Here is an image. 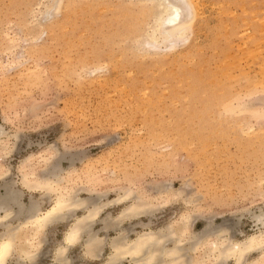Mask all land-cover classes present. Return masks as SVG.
Segmentation results:
<instances>
[{"label":"rangeland","instance_id":"374dc122","mask_svg":"<svg viewBox=\"0 0 264 264\" xmlns=\"http://www.w3.org/2000/svg\"><path fill=\"white\" fill-rule=\"evenodd\" d=\"M188 1L191 9L182 5L181 16L194 17L184 37L168 47L159 36L149 52L138 44L151 12L137 0H0V126L8 135L0 184L2 176L13 183L25 207L30 199L49 206L52 191H29L21 181L54 157L62 185L108 202L89 226L105 239L97 258L85 254L83 233L67 261L54 260L80 208L41 231L34 264H101L110 237L165 228L187 211L196 233L208 221L238 240L258 230L264 0ZM127 188L148 193L155 208L115 223L130 203L118 200ZM162 188L169 191L165 202L153 198ZM24 215L13 216L11 226ZM16 257L6 264H17Z\"/></svg>","mask_w":264,"mask_h":264},{"label":"bare ground","instance_id":"6f19581e","mask_svg":"<svg viewBox=\"0 0 264 264\" xmlns=\"http://www.w3.org/2000/svg\"><path fill=\"white\" fill-rule=\"evenodd\" d=\"M137 1L147 6L151 12V21L145 28L144 39L138 44L142 49L144 48V51L154 52L150 50H156L159 46L157 42L159 36L162 37H160L161 40L164 39L162 40L163 45L165 42L168 47L174 46L176 43L174 41L183 38L184 32L191 26L194 17L192 11L186 17L181 16L182 5L191 9L188 0ZM6 136L8 137L0 126V149L2 151L7 149L8 139ZM53 160L54 157L49 161V166L42 172H28L29 176L33 178L32 180L23 177L21 181L29 191L41 189L48 194L50 191L53 192L50 197L52 202L44 208L40 207V203L33 199L29 200V202L32 201L27 203L26 207L22 205L18 201L21 192L16 187L13 189V183L10 185L9 180L2 176L0 186L4 189V193L0 194V226L5 229L0 233V264H6L8 257L13 253L17 255L15 258L17 264L22 261H26V264H34V259L42 247L40 245L43 239V234H40L41 231L80 208L83 209V213L73 217L68 225L62 241L54 250V260L63 262L66 259L65 254L68 249L81 241L83 233H87L86 237L83 238L84 241H82L84 242L85 254L92 258L99 256L104 245L102 241L105 239L89 231V226L108 202L94 201L91 197L90 199L89 197L88 199L87 197H77L78 190L67 184L62 185L60 183L61 178L53 173L54 169L60 168L53 166ZM56 162L55 165L57 166ZM6 172L3 171L0 175H5ZM52 183L55 187H52ZM42 193L45 194V192ZM94 193L99 195L98 198L102 196L98 192ZM122 193L118 196V200L128 199L130 203L124 205L115 223H119L124 218L150 214L155 208L151 201L152 197L148 193L138 194L129 188L124 189ZM168 193L167 189L162 188L155 196L153 195V198L160 196L163 199L161 201L165 202L167 199L164 198ZM13 202L19 205L18 210L12 208ZM21 213L25 214L23 219L15 226H11L10 219L15 215H21ZM254 214L252 213L254 215L253 221H257L258 230L240 240L234 239V235L225 225L220 223L221 225L212 227L208 220L209 223H205V228L202 231L194 232L191 229L192 218L194 217L188 211L183 212L162 229L153 230L149 228L136 234L135 237H128L121 231L117 233L118 235L110 237V252L107 254V259L101 264H124V261L128 264H224L228 260H233V264H264V213L260 210L259 213ZM106 226L105 224L104 227ZM256 251H259L258 257H254L252 260L247 259L251 253Z\"/></svg>","mask_w":264,"mask_h":264}]
</instances>
